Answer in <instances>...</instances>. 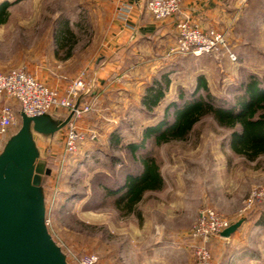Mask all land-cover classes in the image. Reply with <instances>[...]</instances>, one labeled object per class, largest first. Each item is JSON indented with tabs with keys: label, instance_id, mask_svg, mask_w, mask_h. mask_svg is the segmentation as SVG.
Returning <instances> with one entry per match:
<instances>
[{
	"label": "rangeland",
	"instance_id": "obj_1",
	"mask_svg": "<svg viewBox=\"0 0 264 264\" xmlns=\"http://www.w3.org/2000/svg\"><path fill=\"white\" fill-rule=\"evenodd\" d=\"M3 1L10 6L7 22L0 24V71L25 68L39 81L38 74L61 71L73 78L68 83L83 76L89 86L91 67L111 21H121L120 6L129 4L121 0H0V4ZM242 2L230 24L215 26L225 32L236 61L225 50L185 55L175 60L178 64H169L170 69L146 78L144 88L130 90L127 105H109L98 115L95 98L84 102L89 113L74 127L85 142L74 154H66L64 129L52 143L37 138L52 170L44 185L47 226L71 260L96 255L98 264H196L192 233L201 211L212 208L231 225L242 224L229 238L218 235L209 240L211 263L264 264V200L247 205L252 191L264 187V157L251 162L234 153L230 131L211 116L197 123L187 140L156 146L151 139L139 151L156 157L166 181L164 190L144 197L142 221L120 212L115 198L104 191L117 189L128 174L139 171L126 145L143 139L145 129L161 120L180 89L191 93L204 77L215 97L233 102L248 74L264 75V0ZM164 77L169 81L165 98L150 112L142 99ZM161 245L169 251L167 262L158 260Z\"/></svg>",
	"mask_w": 264,
	"mask_h": 264
},
{
	"label": "trees",
	"instance_id": "obj_2",
	"mask_svg": "<svg viewBox=\"0 0 264 264\" xmlns=\"http://www.w3.org/2000/svg\"><path fill=\"white\" fill-rule=\"evenodd\" d=\"M9 6L7 1L0 4V24L7 22ZM165 78L150 87L142 99V105L150 112L165 98L169 85ZM238 90L233 102L221 101L210 92L204 77L198 79L193 92L180 89L178 99L169 103L161 120L145 129L143 139L126 145L140 165L139 171L128 174L117 189L104 187L106 196L115 198L120 212L142 221L139 205L145 195L160 192L165 187L156 157L148 153L138 154L144 150L145 143L153 139L156 146H161L174 140H187L196 124L206 116H211L220 127L230 131V146L234 153L251 162L264 157V75L248 74ZM262 222L264 224V218Z\"/></svg>",
	"mask_w": 264,
	"mask_h": 264
},
{
	"label": "built area",
	"instance_id": "obj_3",
	"mask_svg": "<svg viewBox=\"0 0 264 264\" xmlns=\"http://www.w3.org/2000/svg\"><path fill=\"white\" fill-rule=\"evenodd\" d=\"M180 0H147V11L156 20L175 17L180 12ZM130 4H122L119 9V17L126 20L132 12ZM226 51L231 61H236L237 56L228 49L225 32L213 27H207L193 23L189 19H181L177 25L176 43L171 54L203 56L218 54ZM86 79L81 76L66 85L63 92L49 87L35 78L25 68H15L0 71V151L5 146L8 138L16 133L21 126L20 112L28 116H38L45 113L58 114L65 112L67 115L74 111V119L64 131L66 154H74L85 142V138L77 129L75 122L89 113L88 104H76L88 89ZM264 200V187L254 189L247 201L248 207L256 201ZM48 224L49 220L46 219ZM231 226V222L212 208L201 211L192 237L196 243H192L196 264H212L211 255L207 243L213 236H218ZM66 254V253H65ZM67 255V254H66ZM71 260L70 264H98L96 255H87Z\"/></svg>",
	"mask_w": 264,
	"mask_h": 264
},
{
	"label": "crops",
	"instance_id": "obj_4",
	"mask_svg": "<svg viewBox=\"0 0 264 264\" xmlns=\"http://www.w3.org/2000/svg\"><path fill=\"white\" fill-rule=\"evenodd\" d=\"M121 1L131 4L133 10L126 20L111 21L102 50L91 67L93 83L80 96V103L95 98L99 106L98 115L103 109H110L109 105H127L125 98L129 97L130 90L133 92L139 87L144 88L148 82L146 78L149 79L151 74L160 69H170L172 65L169 64H174L178 57H186L171 54L181 19H189L205 27H220L234 20L235 12L239 14L243 3L242 0H181L177 16L156 20L147 11V0ZM51 74L45 72L37 76L60 92L73 79L61 71ZM158 255L159 262L169 261L166 246L158 248Z\"/></svg>",
	"mask_w": 264,
	"mask_h": 264
},
{
	"label": "water",
	"instance_id": "obj_5",
	"mask_svg": "<svg viewBox=\"0 0 264 264\" xmlns=\"http://www.w3.org/2000/svg\"><path fill=\"white\" fill-rule=\"evenodd\" d=\"M20 118L19 130L0 151V264H70L47 226L44 185L52 170L37 138L54 142L73 121L74 111L67 116L20 112ZM241 224L231 225L220 236L231 237Z\"/></svg>",
	"mask_w": 264,
	"mask_h": 264
}]
</instances>
